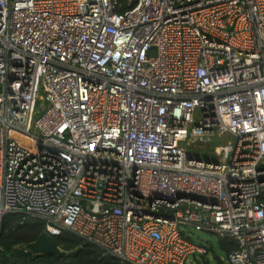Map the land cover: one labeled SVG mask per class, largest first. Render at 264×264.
I'll return each instance as SVG.
<instances>
[{"label": "built area", "instance_id": "built-area-1", "mask_svg": "<svg viewBox=\"0 0 264 264\" xmlns=\"http://www.w3.org/2000/svg\"><path fill=\"white\" fill-rule=\"evenodd\" d=\"M7 214L120 264L199 259L194 233L264 264V0H0Z\"/></svg>", "mask_w": 264, "mask_h": 264}, {"label": "trees", "instance_id": "trees-1", "mask_svg": "<svg viewBox=\"0 0 264 264\" xmlns=\"http://www.w3.org/2000/svg\"><path fill=\"white\" fill-rule=\"evenodd\" d=\"M45 232V223L41 220L19 214L5 215L0 221V264H120L69 232L54 237L62 251L58 257L33 256L25 246L35 242ZM219 245L226 258L236 248L231 241H219ZM77 250L80 251L78 255H73ZM200 259L203 264H209L206 255ZM217 264L225 263L219 260Z\"/></svg>", "mask_w": 264, "mask_h": 264}, {"label": "rangeland", "instance_id": "rangeland-1", "mask_svg": "<svg viewBox=\"0 0 264 264\" xmlns=\"http://www.w3.org/2000/svg\"><path fill=\"white\" fill-rule=\"evenodd\" d=\"M225 137V144L226 142L234 141L229 135H226ZM218 145L219 143H217L216 141L208 146L202 144L190 145L189 147H187V151L192 156L203 158L202 155L204 154H213L214 147ZM209 159L218 161V158L214 157H210ZM193 239L196 243L208 247L209 252L206 255V259L209 264H217L219 260L223 261L225 264H228L226 255L220 248L219 239L215 235L208 233H194ZM186 264H203V262L200 258L198 260H196L195 258H190Z\"/></svg>", "mask_w": 264, "mask_h": 264}, {"label": "water", "instance_id": "water-1", "mask_svg": "<svg viewBox=\"0 0 264 264\" xmlns=\"http://www.w3.org/2000/svg\"><path fill=\"white\" fill-rule=\"evenodd\" d=\"M23 145L29 147L30 142L22 137L15 136ZM4 216L0 218L2 221ZM25 249L28 250L33 256H54L58 257L62 251L56 244L54 237L50 236L47 233L42 234L35 242L30 243L25 246ZM80 251L77 250L73 255H78Z\"/></svg>", "mask_w": 264, "mask_h": 264}]
</instances>
